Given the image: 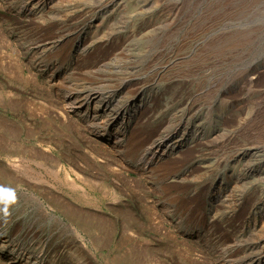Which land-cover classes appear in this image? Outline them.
I'll use <instances>...</instances> for the list:
<instances>
[{
    "label": "rangeland",
    "instance_id": "rangeland-1",
    "mask_svg": "<svg viewBox=\"0 0 264 264\" xmlns=\"http://www.w3.org/2000/svg\"><path fill=\"white\" fill-rule=\"evenodd\" d=\"M263 218L264 0H0V264H257Z\"/></svg>",
    "mask_w": 264,
    "mask_h": 264
},
{
    "label": "bare ground",
    "instance_id": "bare-ground-1",
    "mask_svg": "<svg viewBox=\"0 0 264 264\" xmlns=\"http://www.w3.org/2000/svg\"><path fill=\"white\" fill-rule=\"evenodd\" d=\"M131 106H133V108L134 107H137L138 108V106H140V104L136 101V103L135 102H132V104H131ZM94 117V116H93ZM114 119V118H113ZM99 137H103V134H100L99 135ZM167 150V147L165 148H163V150H162V152L164 153V154H167V153H170L172 150H173V148H172V150L170 149V150H168V151H166ZM161 152V151H160ZM162 153V154H163ZM162 154H160V155H158L157 157L158 158H160V157H162ZM215 185V184H214ZM219 186V185H218ZM222 196L223 195H220V191L219 190H217L215 193H213L212 195H211V197H210V199L213 201V200H215V201H219L221 198H222ZM210 200V201H211ZM262 219V218H261ZM264 219V218H263ZM261 222H263L264 223V220H261ZM264 255V254H263ZM261 259H264V256H262L261 257ZM261 259L259 260V262L257 263V264H264V261L263 262H261Z\"/></svg>",
    "mask_w": 264,
    "mask_h": 264
}]
</instances>
